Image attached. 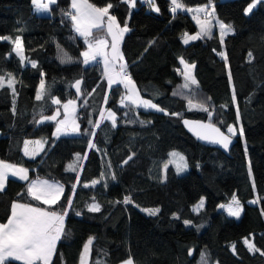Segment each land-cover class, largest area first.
Instances as JSON below:
<instances>
[{"label":"trees","instance_id":"1","mask_svg":"<svg viewBox=\"0 0 264 264\" xmlns=\"http://www.w3.org/2000/svg\"><path fill=\"white\" fill-rule=\"evenodd\" d=\"M88 2L97 7L111 3L109 14L121 26L127 24L130 31L119 45L127 72L140 95L168 114L128 101L122 106L124 85L109 88L99 60L83 63L81 53L87 45L64 15L70 0H56L48 14H38L31 0H0V37H11L0 40V76L5 78L0 88V160L27 168L29 180L41 177L64 187L57 204L49 206L26 195L29 181L9 177L0 192V222L6 221L14 201L66 210L65 232L56 243L51 264H78L90 237L93 243L86 264H118L129 257L134 264H201L202 253L206 264H264V3L245 15L251 0H212L217 18L233 29L223 38L224 59L216 29L210 37L183 41L185 33L198 30L188 9L209 0H178L184 12H173L170 0H152L151 5L136 0L134 7L124 0ZM93 31L96 37L107 35L105 29ZM17 36L23 62L13 51ZM64 53L71 62H62ZM180 58L195 65L198 86L181 87ZM8 74L14 78L15 94L7 87ZM41 79L46 92L37 100ZM77 80L80 93L73 86ZM53 98L77 101L78 134L55 137V122L36 125L40 116L60 109ZM201 104L211 111L210 118L196 107ZM103 108L116 114L115 127L107 119L98 128L93 126ZM183 118L212 122L226 133L227 126L239 121L253 182L239 133L225 154L199 143L185 130ZM34 137L44 139V146L29 157L22 150L23 142ZM90 140L94 147L87 150ZM171 150L184 154L185 172L178 174L167 164ZM72 164H78L76 171L69 170ZM94 180L99 183L92 186ZM234 195L242 208L239 218L217 208ZM125 197L131 203H123ZM201 198L203 206L194 210ZM93 203L100 206L98 212L88 211ZM140 207H158L159 212L145 214ZM243 237H251L260 251H249Z\"/></svg>","mask_w":264,"mask_h":264},{"label":"snow or ice","instance_id":"2","mask_svg":"<svg viewBox=\"0 0 264 264\" xmlns=\"http://www.w3.org/2000/svg\"><path fill=\"white\" fill-rule=\"evenodd\" d=\"M130 7H134L136 0H124ZM150 5L152 0H146ZM34 8L38 12H48L50 10V5L55 4L56 0H31ZM264 3V0H251V2L244 9V14L247 15L256 8L257 4ZM172 11L176 12L177 9H182L183 5L178 3V0H172ZM113 5L108 3L104 7H97L94 4L88 2V0H71V10L64 13L65 16L69 17L72 21L74 30L80 37L84 39L85 44L87 45V50L82 52L81 55L84 57L83 63L89 64L90 61H95L97 57H101L104 64V76L107 78L109 88L113 84H123L127 90V95L121 98V105H125V101L130 102L131 105L137 107H143L145 109H155L159 112H164L168 114L165 109L159 107L157 104L153 103L151 100L143 99L140 96L138 89L135 86V83L132 81L130 74L127 72V64L124 62L123 54L119 49V42L123 39L124 34L129 32L127 24L123 27L120 26L116 17L109 14V9ZM159 11L158 8L155 9ZM188 11H194L199 13L204 11L206 15L209 13L206 12V8L202 9H188ZM105 18H107L105 20ZM197 24L200 27V31L194 36H189L185 33L183 41L187 44L190 40H195L202 38V36L208 35L211 36V21L204 19L200 20L194 15ZM220 28V37L221 43H223V37L228 33L232 32L231 25H225L224 23L217 21ZM106 28L107 36L111 37V42L104 37L94 36L93 30H104ZM0 40H11V37H0ZM14 44L13 51L17 56L20 57L21 62L25 60L23 55V47L21 43V38L17 36L15 40L12 41ZM111 48V52L108 51V48ZM220 55L226 59V56L223 53ZM249 58H252V53H248ZM62 62H71V57L67 56V53H64V58ZM32 67L35 68L37 65L34 61L30 62ZM180 63L183 65V70H177L184 77V83L181 86L184 89H189L191 86H198V81L192 73L195 65H189L186 63L183 58H180ZM117 64L119 65V70H116ZM43 75V73L41 74ZM7 87L11 88L13 94H15L14 88V78L11 74H8ZM229 79H231V73H229ZM80 84L81 81L77 80L73 85L77 89V93H80ZM5 86V78L0 76V88ZM46 92L45 81L41 79L39 88L36 93V99L41 100ZM178 93L174 92L173 95ZM233 101H235V90L233 89ZM210 99V98H209ZM107 102V98H105ZM53 104L59 105L61 101L59 99L53 98ZM190 108L192 107V101H188ZM72 106V112L75 111V102L69 100L67 103L63 104L65 109V119L58 122L56 135L78 133L79 124L76 121L69 120L68 110ZM199 110L207 112L209 118L212 113L208 107L204 105H197ZM225 107V106H221ZM59 109H57L56 114L50 117H44L45 120H55L59 115ZM172 115H179L177 113H172ZM102 119H107L112 122L113 127L116 125V114L111 110L108 111L107 116L104 115V112L100 113ZM237 119H239V110L237 109ZM43 121H38L40 123ZM89 123H93L89 121ZM186 126H189L190 131H193L194 134L202 140H207L211 143L221 145L225 150L229 148L231 143V136L236 135L237 129L233 125L227 126V131L230 135H226L224 132H221L220 128L216 127L212 123H202V122H191L188 120L184 121ZM63 125L64 127H61ZM94 127H99L100 123L96 122L93 124ZM239 134L243 136V128L239 129ZM92 136H95V133H91ZM34 143L36 146H41V141H25V155H29V144ZM89 148L94 147L92 141H89ZM33 156L38 154L36 149L31 153ZM173 156H177V153H172ZM80 156L77 154V161H79ZM132 156L128 157V160H131ZM183 157H180V160L183 161ZM128 160H125L124 163H128ZM78 164L69 165V170L76 171ZM167 167V166H165ZM178 170H182L183 165H177ZM9 175L13 177H18L20 180L29 181L28 169L23 167H17L16 165L5 163L0 160V192H3L8 181ZM249 175L251 176V165L249 164ZM115 179V176H113ZM77 182H79L77 177ZM99 183V181H92V186ZM88 187L89 185H84ZM254 187V184H253ZM75 189V185H73ZM64 192L63 185L58 182H50L48 180H31L26 187V195L31 197L32 200L40 201L44 205H55L61 198V194ZM21 193L18 195H24ZM72 203L71 199H68V205ZM123 203H131L130 197H125ZM256 203V201H252ZM204 204V199L201 198L197 208L202 207ZM221 208H226L228 215L236 218L240 217L242 208L240 206L239 200L234 195L232 201L228 205H220ZM100 206L98 204H91L88 206V211L98 212ZM149 215H156L159 212V209L147 210ZM68 215L67 211L58 212L51 208H44L39 206H33L31 203H19L14 201L11 204V214L7 219L6 223H0V264H13V262L19 261L22 264H51L52 257L55 253L56 243L61 238L65 232V218ZM76 215H80L79 212ZM191 223L190 221H185V224ZM248 244L249 251H260L255 247L253 243H250L247 238L244 241ZM93 243V238L85 243L83 252L81 253V264H85L87 255L90 253V246ZM233 251H235V245H232ZM191 254V250L189 252ZM264 255V252H261ZM97 264H100L97 261ZM123 264H134V261L129 257ZM201 264H206L205 254H201Z\"/></svg>","mask_w":264,"mask_h":264},{"label":"rangeland","instance_id":"3","mask_svg":"<svg viewBox=\"0 0 264 264\" xmlns=\"http://www.w3.org/2000/svg\"><path fill=\"white\" fill-rule=\"evenodd\" d=\"M202 8H206V12L207 13H209V15H206V13L204 12V11H201V12H199V13H196V12H194V11H191V14H192V16L194 17V15L197 17V19H200V20H204V19H207V20H209V21H211V24H215L216 26V28H217V32H218V34H219V39H220V43H221V37H220V28H219V24L217 23V21H220V22H222L221 20H219L218 18H217V16H216V14H215V10H214V6H213V2H212V0H209V2H208V4H206V6H203V7H200V8H196V9H202ZM195 10V9H194ZM36 12H38V11H36ZM49 12V11H48ZM48 12H38V14H48ZM111 15V14H110ZM195 21H196V19H195ZM197 23V22H196ZM222 23H224V22H222ZM225 24V23H224ZM198 25V24H197ZM225 25H227V24H225ZM121 26V25H120ZM124 26V25H123ZM123 26H121V27H123ZM198 29L200 30V27H199V25H198ZM2 37H8V36H6V35H4V36H2ZM100 37H104V38H106L108 41H109V39H108V36L107 35H101ZM224 38V37H223ZM221 46H222V49H221V51H220V53H223L224 55H225V49H224V44L223 43H221ZM87 50V46L82 50V52H84V51H86ZM83 57V56H82ZM97 58H99V60L101 61V65H102V68H103V71H104V64H103V60H102V58L101 57H97ZM83 59H84V57H83ZM90 62H93V61H90ZM186 63H188L189 65H192L191 63H189V62H186ZM116 69H118L119 70V65L116 67ZM192 73H193V69H192ZM125 95H127V90H125V93H124V96ZM141 96V95H140ZM142 97V96H141ZM143 99H146V100H150V99H147V98H144V97H142ZM69 100H72V101H74L75 102V111L74 112H72V114L71 113H69V114H71V115H69L68 116V118H69V120H75L76 121V123L77 124H79L78 123V120H77V117H76V112H77V101L75 100V99H68V100H65V101H63V102H61L60 103V116L58 117V119L55 121V128H54V130H53V132H52V135H54V133L56 132V130H57V126H58V122L60 121V120H63V119H65V109L63 108V104H65V103H67ZM152 101V100H151ZM153 102V101H152ZM154 103V102H153ZM71 107V106H70ZM69 107V108H70ZM109 110H111V109H105V108H103L101 111H100V113L101 112H104V115L105 116H107V114H108V111ZM155 110V109H154ZM112 111V110H111ZM113 112V111H112ZM100 113H99V117H98V122H100L101 120H103L102 118H101V116H100ZM110 121V120H109ZM111 122V121H110ZM233 126H235L236 127V129H237V132L236 133H239V129L241 128V124H240V122L238 121L235 125H233ZM61 127H64L63 125H61ZM75 134H78V133H71V132H69L68 134H60V135H75ZM59 135V136H60ZM55 136V135H54ZM29 139H31V141H41V139L42 138H40V137H34V138H29ZM242 140H243V144H244V148H245V156H246V161H247V166H248V168H249V157H248V153H247V148H246V143H245V140H244V137L242 136ZM89 145V144H88ZM88 148H89V146L87 147V150H88ZM172 153H177L178 155L177 156H173L172 155ZM183 157L184 159H183V161H181L180 160V157ZM171 164L173 167H174V169H175V171L178 173V174H181V173H183V172H185L187 169H188V165H187V162H186V159H185V156H184V154L181 152V151H178V150H171L170 151V153H169V159H168V162H167V164ZM178 164H181V165H183V168H182V170H178V168H177V165ZM249 177H250V179H251V181L253 182V175H252V171H251V176L249 175ZM51 182H58V181H56V180H51ZM59 184H61L60 182H58ZM62 185V184H61ZM204 199V198H203ZM201 200V199H200ZM199 200V201H200ZM254 200V199H253ZM199 201L197 202V203H195L194 205H193V209L194 210H198L199 208H201V207H199V208H197V206L199 205ZM231 201H232V199H231ZM230 201V202H231ZM230 202H228V203H220L218 206H217V208L219 209V210H223L226 214H228V212H227V210H226V208H221L220 207V205H228ZM240 206H241V204H240ZM155 209H159L158 207H140V210L143 212V213H145V214H149V212L147 211V210H155ZM234 218H236V217H234ZM184 223H185V221H184ZM190 224V223H189ZM189 224H186V225H189ZM245 238H247L248 239V241L250 242V243H253V241H252V239H251V237H243V241H245ZM245 243V242H244ZM246 244V243H245ZM246 246L248 247V244H246ZM84 248V247H83ZM248 249H249V247H248ZM82 252H83V250H82ZM81 257V256H80ZM87 257H88V255H87ZM87 257H86V260H85V264L87 263ZM124 262V261H123ZM123 262H121V263H118V264H123ZM78 264H81V260H79V263Z\"/></svg>","mask_w":264,"mask_h":264},{"label":"water","instance_id":"4","mask_svg":"<svg viewBox=\"0 0 264 264\" xmlns=\"http://www.w3.org/2000/svg\"><path fill=\"white\" fill-rule=\"evenodd\" d=\"M105 30H106V28H105ZM108 39H109V43L111 42V37L110 36H108ZM119 45H120V42H119ZM108 51L109 52H111V48L109 47L108 48ZM117 66H118V64H117ZM57 109H59V108H55L53 111H52V113L51 114H49V115H44V116H40L38 119H37V121H36V125H39V124H42V123H44V122H55L57 119H58V117L60 116V114L56 117V119L55 120H45V119H43L44 117H50V116H53V115H55L56 114V111H57ZM59 113H60V109H59ZM185 120H188V121H191V122H202V123H209V121H205V120H201V119H196V118H183L182 120H181V122H182V124H183V126H184V128H185V130L190 134V135H192L199 143H201V144H203V145H206V146H209V147H214V148H218L219 150H221L223 153H225V154H228L229 153V149H230V147H231V145L235 142V137H233V136H231V143H230V145H229V148L227 149V150H225L221 145H219V144H215V143H211V142H209V141H207V140H202V139H199L195 134H194V132L193 131H190V129H189V126H186L185 124H184V121ZM38 121H43V122H40V123H37ZM210 123H212V122H210ZM213 125H215L216 127H218V128H220L219 126H217L216 124H214V123H212ZM220 130H221V132H224L226 135H229L228 133H226L224 130H222L221 128H220ZM192 252V251H191Z\"/></svg>","mask_w":264,"mask_h":264},{"label":"crops","instance_id":"5","mask_svg":"<svg viewBox=\"0 0 264 264\" xmlns=\"http://www.w3.org/2000/svg\"><path fill=\"white\" fill-rule=\"evenodd\" d=\"M44 2H47V0H44ZM203 6H206V5H203ZM203 6H198V7H195V9L196 8H200V7H203ZM33 8H34V6H33ZM69 8H70V10H71V0H70V6H69ZM35 9V8H34ZM216 25L215 24H211V31L212 30H214V29H216L217 30V28L215 27ZM200 30L198 29L195 33H193V34H191V35H189V36H194V35H196V33L197 32H199ZM96 60H99V58H97ZM99 62L101 63V61L99 60ZM117 71H118V69H116ZM105 77V76H104ZM105 80H106V82H107V78L105 77ZM107 84H108V82H107ZM113 85H116V84H113ZM68 112L69 113H71L72 114V106L69 108V110H68ZM71 114H69V115H71ZM55 128V127H54ZM54 135H55V137H58L59 135H56V132L54 133ZM53 135V136H54ZM25 141H31V139H29V138H26L25 140H24V142H23V146H22V150H23V152H24V154H25V151H24V149H25ZM31 142H35V141H31ZM41 142H42V144H41V146H36L34 143H30L29 144V155H26V156H29V157H34V156H36V155H32L31 153L33 152V150L34 149H36V151L39 153V152H41V150L43 149V146H44V139H41ZM5 162V161H4ZM5 163H8V164H12V165H16V164H13V163H9V162H5ZM17 167H23V166H20V165H16ZM23 168H25V167H23ZM27 169V168H26ZM28 175H29V170H28ZM9 177H13V176H11V175H9ZM14 178H17V179H19L18 177H14ZM37 178H39L40 180H48V181H50L51 182V180L50 179H46V178H41V177H32V178H30V180H29V182L31 181V180H36ZM16 202H19V201H16ZM13 203V202H12ZM11 203V204H12ZM19 203H23V202H19ZM10 214H11V207H10V212H9V216H10ZM8 216V217H9ZM8 217H7V219H8ZM7 219H6V221L5 222H0V223H6L7 222Z\"/></svg>","mask_w":264,"mask_h":264},{"label":"built area","instance_id":"6","mask_svg":"<svg viewBox=\"0 0 264 264\" xmlns=\"http://www.w3.org/2000/svg\"><path fill=\"white\" fill-rule=\"evenodd\" d=\"M169 7H170V9H172V7H173V5H172V0H170V3H169ZM177 10H180V11H185V9L184 8H182V9H177ZM178 70V69H177ZM179 70H180V68H179ZM178 72V71H177Z\"/></svg>","mask_w":264,"mask_h":264}]
</instances>
